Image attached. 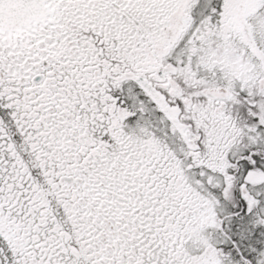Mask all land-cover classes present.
Here are the masks:
<instances>
[{"label": "snow or ice", "instance_id": "snow-or-ice-1", "mask_svg": "<svg viewBox=\"0 0 264 264\" xmlns=\"http://www.w3.org/2000/svg\"><path fill=\"white\" fill-rule=\"evenodd\" d=\"M0 264H264V0H0Z\"/></svg>", "mask_w": 264, "mask_h": 264}]
</instances>
